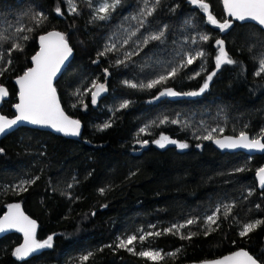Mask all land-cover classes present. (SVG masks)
<instances>
[{
  "label": "trees",
  "instance_id": "trees-1",
  "mask_svg": "<svg viewBox=\"0 0 264 264\" xmlns=\"http://www.w3.org/2000/svg\"><path fill=\"white\" fill-rule=\"evenodd\" d=\"M101 2L75 0L77 11L72 12L67 0H0V32L8 37L0 40V53L11 60L10 65L0 63L6 69L0 85L9 92L2 114L14 117L15 80L31 67L39 37L57 30L75 57L55 87L64 110L84 127L74 138L20 128L0 141V217L9 205L19 204L38 224L36 239L52 237L50 248L22 260L13 254L22 238H2L0 264H189L239 249L264 264V223L239 235L244 224L264 221V191L255 179L264 155L221 153L202 138L212 129L217 130L214 138L243 132L256 139L264 133V73L256 75L264 58V31L231 20L221 30L190 0H161L140 27L145 0H121L104 20L98 18ZM205 2L218 21L227 20L222 0ZM37 13L46 17L39 25L33 19ZM160 31L161 40L142 43ZM132 32L136 35L128 39ZM203 35L209 39L202 40ZM217 40L224 41L235 61L218 70ZM17 43L22 51L13 50ZM113 43L115 49L101 55ZM196 52L204 56L166 83L140 87ZM212 72L216 74L203 93L183 95L199 92ZM99 84L106 86V93L93 103V85ZM168 88L181 95H159ZM125 101L128 106L121 108ZM165 118L168 122L162 123ZM105 123L111 126L101 130ZM162 135L189 148L155 146ZM143 141H148L144 149L138 146ZM32 180L26 191L16 190ZM224 205L232 206L227 217ZM210 215L216 217L215 224L209 225ZM176 225L184 227L167 231ZM149 232L160 235L141 241V233ZM131 235L137 236L129 245L135 254L118 247ZM140 251H159L164 258L152 261L139 256Z\"/></svg>",
  "mask_w": 264,
  "mask_h": 264
},
{
  "label": "snow or ice",
  "instance_id": "snow-or-ice-1",
  "mask_svg": "<svg viewBox=\"0 0 264 264\" xmlns=\"http://www.w3.org/2000/svg\"><path fill=\"white\" fill-rule=\"evenodd\" d=\"M69 5V10L72 12H76L77 8L75 5V0H67ZM161 0H145L144 10L140 13V27L143 26L144 19L148 16H151L152 13L156 10V7L160 5ZM224 6L228 12V15L240 20L244 21L246 19H250L258 22L259 25L264 26V0H223ZM121 3V0H113L112 3H103L101 7L97 10L98 18L101 20L108 18L109 10H115V8ZM192 3L199 4L200 8L203 9L205 13H207V20L214 25H217L221 30H225L231 26L230 21L225 20L220 22L216 19V17L212 14L210 10V4L205 2V0H192ZM151 4V7H149ZM57 13H60V8L56 9ZM99 13H104V15H99ZM36 24H42L46 17L43 13H37L33 16ZM134 19H136L134 17ZM32 29H28L31 31ZM17 32H23V28H17ZM136 33L132 32L129 34L128 39H131L132 36H135ZM164 36V32L160 31L157 34H151L147 36L142 43L147 44L149 41H159ZM8 37L4 36L3 32H0V40H6ZM22 39L27 40V36H23ZM202 40H208L209 37L207 35H203L201 37ZM40 42V50L36 55L32 57V61L34 63V67L28 68L23 75H21L16 83L19 85V103L14 105L18 115L13 119H9L6 116L0 115V134H3L7 129H11L13 126L17 125L19 122H28L33 125H47L59 132H63L66 135H74L78 136L80 134V121L71 119L69 116L65 115L64 111L60 107V102L57 97L56 88L54 87L53 81L58 72H60L61 66L64 64L65 60L71 55L72 49L69 47L68 41L63 33L60 32H49L46 35H41L39 37ZM124 43H127L128 40H124ZM216 44L219 46V55L215 58V65L217 70L220 68L222 64H233L235 63L232 60L227 51L224 48V41L217 40ZM116 45L113 43L111 46L106 47L105 53H101V55L106 54V52L113 51ZM13 50L22 51V46L17 43L15 44V48ZM131 53H126V57L130 58ZM203 52H196L194 55H189L183 64L178 65L177 67L171 68L166 75H161L157 79L151 80L147 84H141L142 88H154L159 84L166 83L168 79L175 77L180 70L187 65L192 64L196 58L203 57ZM11 64V60H4V54L0 53V63ZM117 63H125L124 60L117 61ZM6 69H0V75H3ZM264 73V58H261L259 61V71L256 75H260ZM215 72L209 74L203 84V86L199 89V92H189L184 93L183 95L196 96L203 93L209 87V82L212 80L213 76H215ZM199 75V73H197ZM125 83H128L127 81ZM131 87H137L136 84H130ZM96 88V92L93 93L92 102H96V96L101 92L106 90L103 84L93 85ZM8 95V91L5 87L0 85V101L3 100L4 97ZM160 96H178L181 93H178L171 88L165 89L159 93ZM159 97H157L158 99ZM128 106V102L125 101L120 105L121 108H126ZM162 123H166L167 118L161 121ZM172 123H179L177 120L171 121ZM109 123H105L101 130L110 127ZM141 132H145V128L140 129ZM216 129H212L208 131L205 136L202 138L205 140H212L213 133L216 132ZM219 131H223L220 129ZM264 133L261 134L259 138L249 139L247 135L243 132L239 134L238 137L233 138L231 136L225 137L223 139H215V143L219 145L220 148L224 149H234V148H246V149H259L264 150ZM144 144H147L148 141H143ZM161 148L165 146L166 143L169 144H178L179 148L184 149L188 147L186 143H178L176 140H172L167 136H161L159 140L155 141ZM199 147V145H197ZM0 151H3L0 149ZM238 171H243V169H238ZM258 176L260 178L261 187H264V167H261L258 170ZM38 179V177L36 178ZM35 183V180L22 182L21 185L16 186L17 191H26V185ZM71 187V185H69ZM101 193H103L104 189H100ZM225 211L224 215H227L231 212V205L223 206ZM216 212H219V208L216 209ZM207 221L209 225L216 223L215 216H208ZM188 224L194 223L193 220H188ZM264 223V221L256 220L255 222H250L244 224L242 230L240 231V236H246L248 233L254 231L260 224ZM36 221L30 219L26 216L19 204L9 205L8 212L2 218H0V232H4L6 229H16L19 232L23 233L24 242L22 245L17 247L14 250V256L18 259H24L28 257L30 254L35 251L43 248H50L52 246V237L49 236L43 242H40L36 239ZM184 227V225H176L172 228L167 229L168 232H173L174 229L178 230L179 228ZM152 235H160V233H147L146 235L141 233L140 240L143 241L147 238V236ZM191 238L188 237H181ZM137 240L136 235L128 236L126 239H122L119 241L118 247L125 248L130 252L135 254V250L133 247H129V245H133V242ZM91 253L88 256L82 257V260L86 261ZM141 257H146L152 261L162 260L164 257L161 255L159 251H140L138 253ZM174 255V254H172ZM206 264H257V261L249 255L247 251L239 250L235 253L225 256L222 259L206 262Z\"/></svg>",
  "mask_w": 264,
  "mask_h": 264
},
{
  "label": "water",
  "instance_id": "water-1",
  "mask_svg": "<svg viewBox=\"0 0 264 264\" xmlns=\"http://www.w3.org/2000/svg\"><path fill=\"white\" fill-rule=\"evenodd\" d=\"M222 6H223V9H224V12H225V16H226L227 20H231V21H233V22H237V23H241V24H254V25L258 26L259 28H261V29L264 31V26L259 25L258 22H256V21H253V20H250V19H246V20H244V21H240V20H237V19H235V18L229 16V15H228V12H227V10H226V8H225V6H224V2H223V0H222ZM53 31H55V32H60V31H57V30H52V31H49V32H53ZM49 32H47V33H49ZM47 33H46V34H47ZM60 33H61V32H60ZM46 34H44V35H46ZM68 44H69V47H71V44H70L69 42H68ZM71 49H72V53H71V55L67 58V60H65L64 64L61 66L60 72L57 73V75H56V77H55V79H54V81H53L54 87H55L57 81L62 77V75H63L64 71L66 70V68L68 67V65L73 61V59H74V57H75V51L73 50L72 47H71ZM39 50H40V42H39V39H38V51H37L36 53H38ZM35 55H36V54H35ZM34 66H35V65H34L32 59H31V67H34ZM31 67H30V68H31ZM17 79H18V78H17ZM17 79L15 80V85H16V87H17V89H18V102H17V103H19V85L16 83ZM55 88H56V87H55ZM7 91H8V90H7ZM56 92H57V90H56ZM57 97H58L59 102H60V107H61L62 110L64 111L65 115L69 116V115L67 114V112L64 110V108H63V106H62V104H61V101H60V97H59L58 92H57ZM8 99H9V92H8V95H7L6 97H4L2 101H0V115H3L2 112H1V110H2V107H3L4 103H5ZM13 112H14V114H15L14 117H12V118H9V117H8L9 119H13V118H15V116L18 115V113H17V111H16V109H15L14 107H13ZM3 116H4V115H3ZM69 117H70L71 119H74V118H72L71 116H69ZM74 120H76V119H74ZM80 125H81V126H80V134H79L78 136H74V135H66L65 133H63V132H59V131H57L56 129H54V128L50 127V126H47V125H33V124H31V123H28V122H19L17 125L13 126L11 129H7L3 134H0V141H1L2 139H4L5 137H7L9 134L13 133L14 131H16V130H18V129H20V128H29V129H32V130H38V131H42V132H49V133H51V134H53V135H55V136L63 137V138H74V137H79V136H81L82 133H83L84 127H83V124H82L81 122H80ZM245 135H247V136L249 137V139H254V138H252L249 134H246V133H245ZM229 136H230V135H223V136H220V137H216V138H214V139L211 140V143H212V145L215 147V149H217V150H218L219 152H221V153H244V154H246V155L249 156V157H253V156H262V155H264V150H259V149H246V148H242V147L234 148V149H227V148L222 149V148L219 147V145H217V144L215 143V139H223V138H225V137H229ZM238 136H239V135H238ZM238 136H231V137L236 138V137H238ZM261 142H264V140H262ZM257 173H258V172H257ZM257 173H256V175H255V179H256V181H257L258 189H259V191H264V187H261V184H260V178H259V176H258ZM20 207H21V210L23 211V213H24L26 216H28L30 219L34 220L31 216H29V215L26 213V211L24 210V208H23L22 206H20ZM8 208H9V207H8ZM8 208L6 209L5 213H4L0 218H2L5 214H7V212H8ZM36 225H37V227H38L37 222H36ZM37 227H36V231H37ZM10 234H17V235H19V236L22 238V243H21V245L23 244V242H24V236H23V233H22V232H19V231L16 230V229H6L4 232H0V240H1L2 238H4V237L10 235ZM239 250L247 251V250H245V249H239ZM239 250H236V251H239ZM236 251H235V252H236ZM235 252H232V253H230V254L224 255V256H222V257H220V258H216V259H213V260H206V261H202V262H194V263H189V264H206V262H213V261H216V260L222 259L223 257H225V256H229V255H231V254H233V253H235ZM247 252L249 253V255H251V256L257 261V264H262V263L259 262V261H258V260H257V259H256V258H255L250 252H249V251H247ZM37 254H38V251H35L34 253L30 254L28 257H26V258H24V259H30V258H33V257H35Z\"/></svg>",
  "mask_w": 264,
  "mask_h": 264
},
{
  "label": "rangeland",
  "instance_id": "rangeland-1",
  "mask_svg": "<svg viewBox=\"0 0 264 264\" xmlns=\"http://www.w3.org/2000/svg\"><path fill=\"white\" fill-rule=\"evenodd\" d=\"M102 2H101V4H100V6L103 4V3H105V2H107V0H101ZM190 2L192 3V0H190ZM194 4V3H193ZM100 85V84H99ZM105 86V85H104ZM105 89H106V86H105ZM96 92V88L94 89V91L92 92V97H93V93H95ZM106 93V90H104V91H101L97 96H96V102H97V100L103 95V94H105ZM95 102V103H96ZM169 138V137H168ZM160 138H158L157 140H159ZM170 139H172V138H170ZM172 140H174V139H172ZM156 141V140H155ZM178 143H181V142H178ZM154 145L155 146H157V147H159V148H161L158 144H156L155 142H154ZM138 146H139V148H142V149H144V148H146L147 146H148V143L147 144H144L143 142H140V143H138ZM167 146H174V147H176L177 149H179V150H187L188 148H189V146L187 147V148H184V149H181V148H179V146H178V144H169V143H166L165 144V146L163 147V148H165V147H167ZM40 250V249H39Z\"/></svg>",
  "mask_w": 264,
  "mask_h": 264
}]
</instances>
